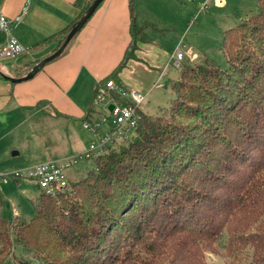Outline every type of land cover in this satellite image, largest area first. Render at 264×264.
<instances>
[{
  "label": "trees",
  "instance_id": "trees-1",
  "mask_svg": "<svg viewBox=\"0 0 264 264\" xmlns=\"http://www.w3.org/2000/svg\"><path fill=\"white\" fill-rule=\"evenodd\" d=\"M92 1H75L77 19L54 35L60 45ZM133 1L115 73L147 40ZM220 49L225 68L181 63L169 107L141 111L132 137L66 191H40L29 221L0 211V264L15 244L33 258L18 264H205L223 234L227 257L264 264V0L223 31Z\"/></svg>",
  "mask_w": 264,
  "mask_h": 264
},
{
  "label": "crops",
  "instance_id": "crops-1",
  "mask_svg": "<svg viewBox=\"0 0 264 264\" xmlns=\"http://www.w3.org/2000/svg\"><path fill=\"white\" fill-rule=\"evenodd\" d=\"M75 1L0 0L1 14L10 19L19 17L11 24L9 33L25 48L14 58L0 60V133L3 134L0 137V144H3L0 145V163L7 159L6 151L18 147L15 137L19 134L17 130L20 124L33 121L39 124L42 116L54 118L62 124L58 139L55 136L48 140L49 147L37 150V155L64 154L37 163L78 154L83 150L79 148L81 141L72 123H81L83 128V121L97 117L93 98L107 76L116 74L113 79L117 83L148 95L153 90L152 84L160 76L161 80L169 68L173 52L169 55L155 39L158 31L165 28H159V20L148 15L153 9H142L140 0H134L132 12L135 22L147 35V40L137 42L136 58L129 59L115 73L131 42V5L129 0H103L63 54L46 63L31 78L20 82L10 81L7 77L26 75L60 46L59 39L54 35L77 19L79 7ZM185 2L190 4L187 0ZM186 3L182 6L188 11L190 7ZM7 38V34L0 30V45ZM197 55L199 58V53ZM202 57L208 58L205 54ZM34 123L26 127L29 138H34L38 132ZM10 139H13V145L7 146ZM13 152L16 153L12 155H18L17 151ZM36 197H32L31 201Z\"/></svg>",
  "mask_w": 264,
  "mask_h": 264
},
{
  "label": "rangeland",
  "instance_id": "rangeland-1",
  "mask_svg": "<svg viewBox=\"0 0 264 264\" xmlns=\"http://www.w3.org/2000/svg\"><path fill=\"white\" fill-rule=\"evenodd\" d=\"M185 1L159 0L157 2V0H140L142 9H153L152 13L148 15L153 19L159 20V28H165L163 31H158V35H155L156 41L160 42V47L166 49L169 55L180 42V44H186L193 52L199 53L200 59L198 58L191 63L204 64L205 61H208L225 68L227 62L220 49L222 33L225 29L235 26L242 19L255 13L256 0H224V3L220 6L215 5L214 0H187L190 4H187ZM184 3L190 7L188 11L182 6ZM204 3H206L205 7H203ZM192 7L193 10L191 9ZM177 10H180V12H177ZM191 11L193 13H190ZM202 54H205L208 58H203ZM188 60L186 57L182 63L190 62ZM178 71L179 67L176 68L170 63L163 78L158 80L161 86L154 88L141 104L140 108L145 114L158 115L169 107L174 98V93L170 86L172 80L177 77ZM41 118L39 124L37 121L30 122L29 124L22 122L20 124L17 130L19 134L15 137L18 147L6 151L7 159H4L0 163V172H11L29 167L39 161L64 154L51 155L44 153L37 155V150L41 151V149L49 147L47 145L48 140H51L55 136L58 139L62 124L61 121L49 118L48 116H42ZM33 123L37 126L38 132L34 138H29L30 133L26 131V127ZM72 124L75 133L81 141L79 148L80 150H84L93 139L92 133L84 130L81 127V123ZM103 130H107V126ZM1 136H3L2 133H0ZM12 140L10 139L6 145H13ZM13 151H17L18 155H12ZM92 167L91 159H80L68 168V180H78ZM39 192L35 181L30 178L19 180L18 183H15L12 179L0 182V194L2 196L0 211L2 217L10 222L17 215L21 221H29L34 210L31 199L32 197H36ZM13 208H15L17 213L14 212ZM224 244L225 235L223 234L218 242L214 244V250H208L204 253V263L247 264L248 260L246 258L237 257V259L233 260L232 257H227L225 255ZM26 249L28 248L15 244L13 251L4 258L2 264H18L20 257L32 260V253L30 251L27 252Z\"/></svg>",
  "mask_w": 264,
  "mask_h": 264
},
{
  "label": "built area",
  "instance_id": "built-area-1",
  "mask_svg": "<svg viewBox=\"0 0 264 264\" xmlns=\"http://www.w3.org/2000/svg\"><path fill=\"white\" fill-rule=\"evenodd\" d=\"M214 3L222 5L223 0H214ZM205 6L206 3L203 4V7ZM18 18L10 19L0 13V30L8 36L7 41L0 45V60L14 58L25 51V48L9 33L11 24ZM186 57L191 61L198 59L196 52H193L186 44L179 43L171 54L170 60L178 68ZM160 78L161 76L152 84V89L161 86L158 82ZM146 96L143 91L128 89L113 78L106 79L93 98L97 117L94 120H85L82 124L83 128L93 135V139L83 151L63 159L40 162L7 173L0 172V182L12 179L18 183L19 180L30 178L35 181L39 191L47 195L54 196L66 191L70 184L67 177L69 167L80 159L92 160L94 157L103 155L132 137L141 117V104ZM109 105H112L111 109ZM105 126L107 130H103ZM13 210L16 213L15 208Z\"/></svg>",
  "mask_w": 264,
  "mask_h": 264
},
{
  "label": "water",
  "instance_id": "water-1",
  "mask_svg": "<svg viewBox=\"0 0 264 264\" xmlns=\"http://www.w3.org/2000/svg\"><path fill=\"white\" fill-rule=\"evenodd\" d=\"M103 0H93L89 7L87 8L86 12L76 21L75 24H73L68 31V33L65 36L64 41L62 44L49 56L43 58L41 61H39L26 75L22 77H7L10 81L12 82H20L27 80L31 78L41 67H43L46 63L50 62L51 60L57 58L58 56L61 55L63 52L64 48L70 41V39L82 28V26L88 21V19L91 17V15L94 13L98 5L102 2ZM112 108V105H109V109ZM16 152H13L12 154H15Z\"/></svg>",
  "mask_w": 264,
  "mask_h": 264
}]
</instances>
